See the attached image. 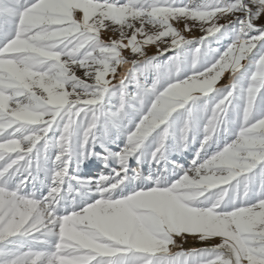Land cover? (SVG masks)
<instances>
[{
	"label": "snow or ice",
	"instance_id": "6c2138e0",
	"mask_svg": "<svg viewBox=\"0 0 264 264\" xmlns=\"http://www.w3.org/2000/svg\"><path fill=\"white\" fill-rule=\"evenodd\" d=\"M0 264H264V0H0Z\"/></svg>",
	"mask_w": 264,
	"mask_h": 264
},
{
	"label": "rangeland",
	"instance_id": "374dc122",
	"mask_svg": "<svg viewBox=\"0 0 264 264\" xmlns=\"http://www.w3.org/2000/svg\"><path fill=\"white\" fill-rule=\"evenodd\" d=\"M197 35H198V33H197ZM221 82H222V83H223V82H226V78L223 79ZM193 246H195V247H200V246H202V245H200L199 243L194 242V241H192V240H189L188 243L184 244V248H185V249H187L188 247H193Z\"/></svg>",
	"mask_w": 264,
	"mask_h": 264
}]
</instances>
